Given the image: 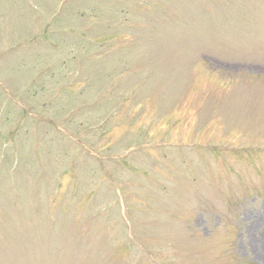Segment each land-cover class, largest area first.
<instances>
[{
  "label": "rangeland",
  "instance_id": "obj_1",
  "mask_svg": "<svg viewBox=\"0 0 264 264\" xmlns=\"http://www.w3.org/2000/svg\"><path fill=\"white\" fill-rule=\"evenodd\" d=\"M0 264H264V0H0Z\"/></svg>",
  "mask_w": 264,
  "mask_h": 264
}]
</instances>
